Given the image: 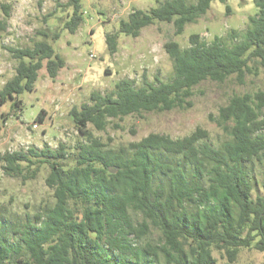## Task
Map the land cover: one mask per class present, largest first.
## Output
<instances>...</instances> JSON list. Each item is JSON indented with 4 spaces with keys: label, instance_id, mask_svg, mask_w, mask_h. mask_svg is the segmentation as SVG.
<instances>
[{
    "label": "trees",
    "instance_id": "obj_1",
    "mask_svg": "<svg viewBox=\"0 0 264 264\" xmlns=\"http://www.w3.org/2000/svg\"><path fill=\"white\" fill-rule=\"evenodd\" d=\"M214 1H159L149 12L133 11L121 21L119 32L137 38L143 28L166 22L180 35ZM254 3L258 15L250 17L252 26L241 43L228 48L216 38L208 45L198 34L191 35L185 49L168 42L165 50L175 69L171 82L155 85L145 78L144 87L136 88L134 81L123 79L113 91L94 92L91 104L73 109L86 141L76 146L73 167L60 163L69 155L64 144L58 150L46 145L41 151L2 156L5 174L24 180L36 178L39 167L30 171L36 164L48 165L46 184L56 202L14 230L17 242L2 233L0 223V264H155L160 256L167 264H216L214 250L233 264L244 248L264 252V195L253 199L247 168L264 163V91L234 95L220 109L216 123L230 140L219 148L207 142L209 132L201 128L178 139L152 133L119 150L108 148L89 129L93 124L104 130L109 119L183 107L203 81L224 82L236 75L242 82L251 62L264 67V0ZM69 5L73 13L65 28L74 34L84 21L83 0H69ZM3 7L8 19L10 7ZM5 29L6 21H0V33ZM117 39V34L106 38L110 54L117 52ZM8 50L19 64L0 91V105L10 101L15 110L20 96L35 90L41 69L55 79L66 61L46 41ZM45 114L42 110L37 120L43 122ZM137 212L144 216L141 223L134 221ZM150 223L161 230L164 245L139 248L135 242L148 236Z\"/></svg>",
    "mask_w": 264,
    "mask_h": 264
},
{
    "label": "rangeland",
    "instance_id": "obj_2",
    "mask_svg": "<svg viewBox=\"0 0 264 264\" xmlns=\"http://www.w3.org/2000/svg\"><path fill=\"white\" fill-rule=\"evenodd\" d=\"M159 1L165 0H83L84 21L71 34L65 28L73 13L69 0H0V21H6V29L0 33V91L15 76L19 64L9 48H32L36 42L46 41L66 61L55 79L45 67L39 71L35 90L20 96L19 109H11L10 101L0 105V223L2 233L11 242L19 240L14 230L21 229L28 216L49 211L56 201L46 184L48 165L36 164L30 170L39 167L36 178L24 180L5 174L3 155L29 149L41 151L46 145L58 150L64 144L69 155L60 163L65 168L73 167L76 146L86 141L77 129L72 111L91 104L92 93H109L123 79L134 81L136 88L144 87L145 78L155 85L158 80L171 82L175 69L165 50L166 43L174 41L185 49L191 46V35L198 34L208 45L219 38L224 46L232 48L244 40L252 26L250 17L257 16L259 11L254 0H215L207 14L188 24L180 35L173 23L166 22L143 28L137 38L119 32L121 21L127 20L133 11L149 12ZM4 5L10 7L8 19ZM56 34L58 39L54 38ZM113 34L118 35V46L117 52L110 54L106 38ZM250 67L242 82L236 75L224 82H201L183 107L109 119L104 130H97L93 124H89V129L108 148L119 150L152 133L178 139L201 128L209 132L207 142L219 148L230 140L216 123L220 109L234 95L264 91V67L259 62H251ZM42 110L46 114L44 121L39 122L37 116ZM247 168L256 199L264 195V163L254 162ZM133 217L136 223L144 220L140 212ZM150 227L148 236L135 242L139 248L147 243L158 248L164 245L161 230L152 224ZM213 255L216 264L228 263L224 253L214 250ZM155 264L167 263L160 256ZM233 264H264V252L244 248Z\"/></svg>",
    "mask_w": 264,
    "mask_h": 264
}]
</instances>
